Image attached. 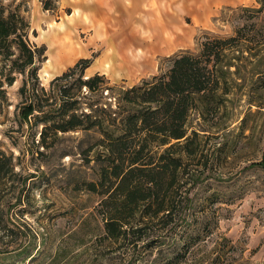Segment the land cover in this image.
I'll return each mask as SVG.
<instances>
[{
    "label": "rangeland",
    "instance_id": "374dc122",
    "mask_svg": "<svg viewBox=\"0 0 264 264\" xmlns=\"http://www.w3.org/2000/svg\"><path fill=\"white\" fill-rule=\"evenodd\" d=\"M87 2L0 0L4 15L15 11L27 20L29 43L44 47L35 65L45 87L80 57L90 58L86 75L98 72L110 84L131 86L165 72L169 56L196 53L203 34L227 36L233 29L219 16L226 5L202 24L185 16L181 31L192 34L170 52L147 54L145 66L132 71L116 54H104L112 39L101 38L96 16H87ZM259 4L246 0L229 6ZM226 14L234 24L248 16L240 10ZM68 49L76 51L58 68H47L48 59ZM14 74L0 97V154L6 155L0 168V264H264V163H258L264 152L263 79L253 81L242 72V84L233 85L216 111L190 113L188 123L199 134L183 160V178L192 184L181 223L155 220L113 240L104 229L100 194L86 188L96 179L97 165L92 151L80 144L81 132H50L42 144V124L32 125L19 113L26 73ZM193 230L198 239L186 247L180 234Z\"/></svg>",
    "mask_w": 264,
    "mask_h": 264
},
{
    "label": "trees",
    "instance_id": "16d2710c",
    "mask_svg": "<svg viewBox=\"0 0 264 264\" xmlns=\"http://www.w3.org/2000/svg\"><path fill=\"white\" fill-rule=\"evenodd\" d=\"M256 1V7L221 9V19L233 24L231 34H203L196 53H175L165 72L127 87L110 84L102 73L86 75L88 57L52 77L47 87L40 84L35 58L44 47L29 43L23 16L15 11L4 15L0 7V97L14 72L26 73L19 113L32 125L42 124L40 142L47 145L50 132H81L80 144L92 151L97 165L96 179L87 181L86 188L100 194L106 236L118 240L155 220L181 223L192 184L183 178V160L199 134L188 123L190 113L216 111L233 85L242 84V72L253 81L264 80V20L252 18L264 16V0ZM227 10L248 16L234 24ZM198 233L180 234L183 245H192Z\"/></svg>",
    "mask_w": 264,
    "mask_h": 264
},
{
    "label": "crops",
    "instance_id": "0c3cea01",
    "mask_svg": "<svg viewBox=\"0 0 264 264\" xmlns=\"http://www.w3.org/2000/svg\"><path fill=\"white\" fill-rule=\"evenodd\" d=\"M88 15L96 16L97 31L102 39H112L104 53L120 54L127 50L167 53L176 48L178 37L191 30L181 28L189 16L195 24H202L215 15L223 5L241 4L246 0H87ZM180 27V30H178ZM147 35L172 38L170 46L142 47L137 39Z\"/></svg>",
    "mask_w": 264,
    "mask_h": 264
},
{
    "label": "bare ground",
    "instance_id": "6f19581e",
    "mask_svg": "<svg viewBox=\"0 0 264 264\" xmlns=\"http://www.w3.org/2000/svg\"><path fill=\"white\" fill-rule=\"evenodd\" d=\"M181 37H178L177 41H181ZM138 43L141 44L142 47L148 48V46H151L152 48H155L156 46H170L172 44V38H169L168 36L165 35H147V37H142L137 39ZM142 51H132V50H127L124 53L116 54L120 60H121V65H128L132 71H137L140 69V67L145 66L147 63L148 57L146 56L147 54L145 53V49H140ZM61 51V49L59 50ZM76 50L74 49H68L67 51L63 52H57L56 57H52L47 60V68H50L51 70H54L58 68L62 63H64L68 58L72 56V54L75 53ZM105 55H110L113 54L112 52L110 53H104ZM107 68L112 67L110 63L105 64ZM44 74H48V71H45Z\"/></svg>",
    "mask_w": 264,
    "mask_h": 264
}]
</instances>
